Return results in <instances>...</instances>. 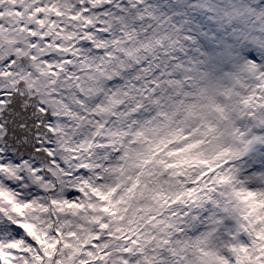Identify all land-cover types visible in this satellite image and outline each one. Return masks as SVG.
Masks as SVG:
<instances>
[{
    "label": "snow or ice",
    "instance_id": "obj_1",
    "mask_svg": "<svg viewBox=\"0 0 264 264\" xmlns=\"http://www.w3.org/2000/svg\"><path fill=\"white\" fill-rule=\"evenodd\" d=\"M0 264H264V0H0Z\"/></svg>",
    "mask_w": 264,
    "mask_h": 264
}]
</instances>
